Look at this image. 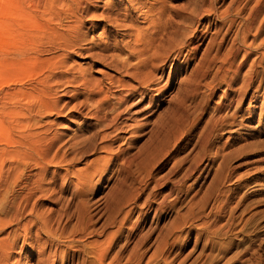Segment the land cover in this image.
<instances>
[{"label": "rangeland", "instance_id": "374dc122", "mask_svg": "<svg viewBox=\"0 0 264 264\" xmlns=\"http://www.w3.org/2000/svg\"><path fill=\"white\" fill-rule=\"evenodd\" d=\"M106 1L117 9L114 16H109ZM242 4L243 0H99L97 19L90 21L95 28L85 36L87 48L62 58L65 67L57 73L64 76L57 78L59 83L51 82L61 112L38 113V91L32 85L46 75L43 64L25 67L10 61L12 54L7 52L43 20L28 0H0V97L11 92L9 99L0 100V217L12 201L24 202V216L12 225L18 239L13 257L20 253L19 264H95L90 247L109 250L107 259L117 256L118 264H129V255L141 257L140 264H264V72L235 114L234 103L227 114L223 111L232 93L217 76L218 57L232 44L234 28L227 31V22L216 15ZM260 12L262 16L264 4ZM207 27L204 43L192 51L190 33L195 29L193 34L200 36ZM209 37L223 38L220 49L207 45ZM103 41L115 49L101 51ZM149 42L155 43L157 57L160 54L155 69L151 64L148 69L140 66L147 54L140 57L139 50ZM242 55L234 60V66H241L239 80L255 56ZM121 60L128 62L127 68ZM149 68L154 81L145 89L136 83ZM80 80H86V86ZM127 88L134 91L132 96ZM19 89L34 96L29 100L28 92L23 98L26 94ZM176 112L183 124L163 137L162 123ZM224 115L226 126L208 131L211 121ZM208 132L204 142L202 136ZM9 154L26 157L11 155L15 159L10 161ZM138 193L134 202L126 201ZM147 197L153 201L150 207ZM162 200L165 206L155 214Z\"/></svg>", "mask_w": 264, "mask_h": 264}, {"label": "bare ground", "instance_id": "6f19581e", "mask_svg": "<svg viewBox=\"0 0 264 264\" xmlns=\"http://www.w3.org/2000/svg\"><path fill=\"white\" fill-rule=\"evenodd\" d=\"M242 1V0H241ZM29 3H31L33 6H34V9L36 14L41 18V20L43 21H36V26L37 28L36 29H33L31 31H29L28 33H25L24 34V37H23V40L20 41L18 43V45L15 47L14 50L12 51H8L7 53L9 54H12V57H11V60L10 61H15V62H18L22 65L25 64V67L28 66V64H31V63H35V62H41L43 64L42 66V71L44 70V74H46L45 76L43 75L40 79H36L38 80L37 83L38 85H32V89L35 90V91H38V94L34 96V94L32 93L31 97L28 94L29 91L24 92L22 90L19 89V91H21V95L22 93L26 94L24 95L23 98H27L29 96V100L30 98L32 99V96L35 97L34 101H36V109L37 111H39L38 113H47V112H59V109L56 108L57 107V104L59 103V99L57 96V98H53L54 95L51 91V82L55 81V82H58L57 78L58 77H62L64 76L63 73H57V70H61L63 69V66L65 67L64 65V61H62V58L66 57L69 55V52H73V51H77V52H82L84 48H87V47H84V43L85 41L88 39H86L85 36H87L88 32L89 31H93V29L95 28V25L92 24V20H94L97 15H96V9L98 7L97 6V3L99 2V0H28ZM242 3V2H241ZM106 6H108L107 8H110L108 13H110L109 16H114L115 13H117V9L113 7L112 5V2L110 3V1H106ZM263 4H264V0H243V4H242V7L240 8H236L234 10H229L228 8L224 11H220V13L218 15H216L218 17V19L220 21H223V22H227V31H229L231 28H234V38H233V41H232V44L229 46V48L227 49V52H225V54L223 53L222 56H219L218 59L220 60V65L217 67L218 71H217V76H218V79H219V82L224 84L225 86H227V89L232 93L231 95L232 96H228V101L227 103H225L224 106H221L223 107V111H225L224 113H228V111L230 110V107L232 108L233 106V103L235 106L234 109L232 110V113L235 114L236 113V109L237 107H239L241 105V103L243 102L244 100V97L248 91V89L252 88L253 87V83L256 79L260 78V74L264 72V66L262 65L263 62H264V35L262 37H260V35L262 34V31L264 29V14L261 16L260 15V8L263 7ZM241 5V4H240ZM117 6V5H116ZM115 6V7H116ZM140 6V5H139ZM154 6V5H153ZM238 7V6H237ZM106 8V9H107ZM134 10V9H133ZM157 11V10H156ZM155 11V12H156ZM148 13V12H147ZM213 14H215L216 12L213 11L212 12ZM100 15V14H99ZM103 15V14H102ZM131 15V14H130ZM105 16H106V13H105ZM116 16V15H115ZM124 18L125 17H128L126 15L123 16ZM131 17V16H130ZM104 18V17H103ZM108 17H106L107 19ZM97 19V18H96ZM123 19V18H122ZM155 19V18H154ZM114 20V19H113ZM126 20V18H125ZM164 20V19H163ZM108 21V20H107ZM112 21V20H111ZM133 21V20H132ZM208 24L210 25V22L208 20ZM155 25V24H153ZM164 25V24H163ZM211 26V25H210ZM98 27V26H97ZM166 26H164L163 28H165ZM194 28V27H193ZM192 28V29H193ZM216 29V28H215ZM214 29V31H216ZM170 30V29H169ZM178 30V29H177ZM233 30V29H232ZM153 31V30H152ZM172 31V30H171ZM207 31H208V27L207 29L199 36V35H195L197 30H193V34L192 32L190 34L191 37H193V39L190 41V44L194 43L193 45H191V49L192 51L193 50H198L202 44L204 43L205 39H206V36H207ZM128 32V31H127ZM163 32V30H162ZM165 32V31H164ZM232 32V33H233ZM183 33V32H181ZM177 34V33H175ZM176 36V35H175ZM251 36V37H250ZM251 38V40H248V38ZM146 39V38H145ZM259 39V41H258ZM141 40V39H140ZM88 41V40H87ZM86 41V42H87ZM102 41V40H101ZM113 41V40H112ZM147 41V40H145ZM180 41V40H179ZM186 41V40H185ZM247 41H250V42H247ZM142 42V41H141ZM209 44H207L208 46L210 45V47H212V45H215L217 48L220 47V45L224 42L223 38H221L220 40H217L215 37L214 38H211L209 37V40H208ZM100 43V41H99ZM102 47L99 46V49L101 48V51L103 50H107L109 48H113L115 49V47H110V45L105 41L102 42ZM115 43V42H114ZM117 43V42H116ZM158 43V42H157ZM181 43V42H180ZM90 44V43H89ZM96 44V43H94ZM127 44V43H126ZM155 43L153 42H149V43H146L143 48H141L139 50V55L141 57V54H147L146 58L142 59L143 61H141L140 63L142 65L139 64H135L136 65V69L138 70V67L139 65L140 66H144L145 68H147L148 64H151V67L153 69L157 68L154 64L155 60L158 59L156 53L154 52V46ZM182 44V43H181ZM184 44V43H183ZM92 45V44H91ZM158 45V44H157ZM94 46V45H92ZM130 46V45H129ZM183 46V45H182ZM122 47V46H121ZM169 47V46H168ZM178 47V46H177ZM186 47V46H185ZM188 47V46H187ZM215 47V48H216ZM179 48V47H178ZM205 49V48H204ZM220 49V48H219ZM181 50V49H180ZM208 50V49H206ZM211 50V49H210ZM99 51V50H98ZM55 52H59V54H54ZM105 52V51H104ZM180 52V51H179ZM52 53V54H50ZM114 53V52H113ZM135 53V52H134ZM175 53V52H174ZM222 53V52H221ZM242 53L244 57H246V59L249 57V56H252L253 54L255 55L251 61L248 63V69L244 72V75L242 76L241 80H239V73H240V68L238 67H241V66H234V60L236 59V57ZM129 54V53H128ZM127 54V55H128ZM123 55V54H122ZM131 55V54H130ZM179 55V54H178ZM193 55V54H192ZM214 56V54H212ZM113 56V54H112ZM111 56V57H112ZM129 56V55H128ZM102 56L100 55V58ZM110 57V56H109ZM114 57V56H113ZM116 57V56H115ZM168 57V56H167ZM166 57V58H167ZM118 58V57H116ZM160 58V57H159ZM108 59V58H107ZM112 59V58H111ZM213 59V58H212ZM138 60V59H137ZM140 60V59H139ZM138 60V61H139ZM160 60H163L160 59ZM168 60V59H167ZM218 60V62H219ZM102 61V60H101ZM108 61V60H106ZM116 61V60H115ZM118 61V59H117ZM121 61H124L122 63V67L124 68H127L128 66V62H125L126 60H121ZM164 61V60H163ZM217 61V60H216ZM39 62V63H40ZM114 62V61H113ZM112 62V63H113ZM120 62V61H119ZM137 62V61H136ZM165 62V61H164ZM112 63H109V65H111ZM212 63V62H210ZM115 64V63H114ZM134 64V63H133ZM209 64V63H208ZM34 66H37V63L36 65ZM150 66V65H149ZM208 66V65H207ZM206 66V67H207ZM31 67V65H30ZM150 67V68H151ZM120 68V67H119ZM134 68V69H135ZM147 70L145 71L146 73H143V75H140L141 76V79L138 80V83L136 84H139V86H142V88H145V89H148L150 84L154 81V73L152 72H148V71H152V70ZM216 68V67H215ZM40 69V68H39ZM148 69V68H147ZM242 69V68H241ZM155 71V70H154ZM63 72V71H62ZM131 72V71H130ZM133 72V71H132ZM38 73V72H37ZM84 73V72H83ZM138 73V72H137ZM43 74V72H42ZM41 74V75H42ZM79 74V73H78ZM86 74V73H85ZM133 74V73H131ZM81 75V74H80ZM79 75V76H80ZM130 75V74H129ZM131 76V75H130ZM135 76L137 77V75L134 74V78ZM138 75V78L140 77ZM216 76V77H217ZM71 77V76H70ZM69 77V78H70ZM78 77V76H77ZM63 78V77H62ZM61 78V79H62ZM73 78L74 80V77H71V79ZM76 78V77H75ZM70 79V80H71ZM77 79V78H76ZM83 79V78H82ZM89 80V79H87ZM122 80V79H121ZM134 80V79H133ZM239 80V81H238ZM67 81V80H66ZM78 81V80H77ZM83 82V84L85 85L87 83V81L85 80V82L83 80H80ZM120 81V80H119ZM135 81V80H134ZM73 82V81H72ZM59 83V82H58ZM58 83H55L54 85L58 84ZM68 83V82H66ZM92 83V82H90ZM33 84V83H31ZM61 84V83H60ZM73 84V83H72ZM93 84V83H92ZM118 84V83H117ZM62 85V84H61ZM112 85V84H111ZM234 85H236L237 87H235ZM86 86V85H85ZM118 86V85H117ZM123 86V85H121ZM135 86V85H134ZM94 87V86H93ZM129 87V86H128ZM138 87V86H137ZM27 88V87H26ZM82 88V87H81ZM110 88V87H108ZM125 88V87H124ZM141 88V87H140ZM29 89V88H28ZM31 89V87H30ZM29 89V90H30ZM126 89V88H125ZM138 89V88H137ZM258 89H259V86H256V89L254 90L255 92H258ZM127 90L130 91V95L129 96H132L131 94L133 93L134 94V91L131 89V88H127ZM233 90V91H232ZM18 91V90H17ZM16 91V92H17ZM18 91V92H19ZM32 91V90H31ZM105 91V90H103ZM136 91V90H135ZM146 90H144L145 92ZM15 92V93H16ZM56 92V91H55ZM54 92V94H55ZM91 92V91H90ZM144 92L138 94V101H141L142 100V94H144ZM227 92V91H226ZM229 92V93H230ZM30 93V92H29ZM30 93V94H31ZM35 93V92H34ZM104 93V92H103ZM107 93V92H106ZM149 93V92H148ZM88 94V93H87ZM116 94V93H114ZM124 94V92H123ZM146 94V92H145ZM228 94V93H227ZM225 94V95H227ZM10 95H11V92H6L5 94H3V96L0 97V100L2 102H4L5 99H9L10 98ZM18 95V94H17ZM16 95V97H17ZM105 95V94H104ZM19 96V95H18ZM27 96V97H26ZM53 96V97H52ZM98 96V95H97ZM106 96V95H105ZM108 96V95H107ZM115 96V95H114ZM128 95L125 96L124 99L127 98ZM12 97V96H11ZM22 97H20L21 99ZM107 98V97H106ZM109 98V97H108ZM117 98V97H116ZM121 98V96H120ZM119 98V100H120ZM251 98H254L251 97ZM105 99V98H104ZM115 99V98H114ZM122 99V98H121ZM124 99H122L124 101ZM19 100V99H18ZM24 100V99H23ZM21 100V102L23 101ZM118 100V101H119ZM227 100V99H226ZM25 101V100H24ZM33 101V100H32ZM31 101V103H32ZM86 101V100H85ZM107 101V100H106ZM15 102V101H14ZM20 102V103H21ZM103 102V101H101ZM111 102V101H110ZM126 102V101H125ZM133 102V101H132ZM116 104V103H115ZM26 105V104H25ZM32 105H34L32 103ZM103 105V104H102ZM60 106V105H59ZM98 106H100L98 104ZM113 106V105H112ZM19 107V106H18ZM21 107V106H20ZM23 107V106H22ZM28 107V106H27ZM33 107V106H32ZM120 107V105H119ZM118 107V108H119ZM222 107H220L222 109ZM96 108V107H95ZM219 108V109H220ZM24 108H22L20 111H24L23 110ZM35 109V110H36ZM116 109V108H115ZM124 109H126V107H124ZM14 110V109H13ZM26 110V109H25ZM31 110V109H30ZM62 110V109H61ZM100 109H97L96 112H99ZM117 110V109H116ZM27 111H29L27 109ZM34 111V110H33ZM109 111V110H108ZM113 111V109H112ZM111 111V112H112ZM123 111V110H122ZM110 112V111H109ZM30 113V112H28ZM115 113V112H114ZM231 113V114H232ZM11 114V113H10ZM12 114H13V111H12ZM17 115L18 113H14L13 115ZM27 114V113H26ZM37 114V113H36ZM30 115V114H28ZM27 115V116H28ZM38 115V114H37ZM48 115V114H47ZM97 115V114H95ZM230 115V114H229ZM118 114L113 116L109 121H108V125H109V122H114V120L117 118ZM121 116V115H120ZM17 117V116H16ZM10 118H12L10 116ZM18 118V117H17ZM20 118V117H19ZM26 118H29V117H26ZM32 118V117H31ZM98 118V117H97ZM182 117L176 112L174 113L169 119L168 121L162 123V127L164 128V130L166 129V131H164V134H163V137L165 134H167V132L169 133V130H173L176 132L175 128L178 127V125L180 124H183L182 123ZM109 119V118H108ZM212 119V118H211ZM14 120V119H13ZM21 120V119H20ZM100 120V119H99ZM103 120V118H102ZM118 120V119H117ZM16 121V120H15ZM226 116L224 115L222 118H218L215 120H212V125L210 127V129L208 131H214L216 128L225 125L226 126ZM13 122V121H12ZM19 122V121H18ZM22 122V121H21ZM20 122V123H21ZM24 122V121H23ZM110 122V123H111ZM17 123V122H16ZM34 123V122H33ZM95 123V122H94ZM97 123V122H96ZM103 123V122H102ZM39 124V123H38ZM37 124V125H38ZM106 124V123H105ZM112 124V123H111ZM114 124V123H113ZM112 124V125H113ZM13 125V124H12ZM20 125V124H19ZM24 125V124H23ZM107 125V126H108ZM28 126V125H27ZM39 126V125H38ZM106 126V127H107ZM25 127V125H24ZM114 127V126H113ZM161 127V126H160ZM161 127V128H162ZM18 128V127H17ZM48 128V127H47ZM160 128V130H161ZM221 128V127H220ZM21 129V128H20ZM27 129V128H26ZM44 129V128H43ZM105 129V128H104ZM178 129V128H177ZM19 130V129H18ZM28 130V129H27ZM41 130V129H40ZM20 131V130H19ZM34 131V130H33ZM117 131V130H116ZM163 131V130H162ZM30 132V131H29ZM37 132V131H36ZM174 132V133H175ZM208 132L206 135H203L202 136V140H204V142H207L208 140V135H210L211 133ZM159 133V132H158ZM157 133V135H158ZM161 133V132H160ZM24 134V133H23ZM22 134V135H23ZM21 135V134H19ZM26 135V133H25ZM27 135L29 137V134H28V131H27ZM31 135V134H30ZM175 135V134H174ZM18 136V135H17ZM24 136V135H23ZM104 136V135H103ZM102 137V135H101ZM106 137V136H105ZM174 137V136H173ZM20 138V137H19ZM31 138V137H30ZM176 138V137H175ZM29 139V138H27ZM103 139V138H102ZM165 139L166 136H165ZM17 140V143L20 144V140L18 141ZM23 140V139H21ZM38 140V139H37ZM36 140V141H37ZM164 140V138L162 139V141ZM168 140L169 137H168ZM167 140V141H168ZM174 140V138H173ZM201 140V139H200ZM28 141V140H26ZM31 141V140H30ZM161 141V142H162ZM165 141V140H164ZM166 141V142H167ZM25 142V140H24ZM171 142V141H170ZM169 142V143H170ZM25 143H28V142H25ZM31 143V142H30ZM28 143L27 146L30 144ZM39 145L41 144L40 142H38ZM163 144V143H162ZM165 144V143H164ZM208 144V143H207ZM25 145V144H24ZM34 146V143L32 144ZM37 145V144H36ZM206 145V144H205ZM30 146V145H29ZM41 146V145H40ZM39 146V147H40ZM14 147V146H13ZM12 147V148H13ZM16 147V146H15ZM14 147V149H15ZM18 147V146H17ZM38 147V146H36ZM10 148V149H12ZM26 148V147H25ZM32 148H35L32 147ZM45 148V147H44ZM19 149V148H17ZM16 149V150H17ZM28 149V148H27ZM38 149V148H37ZM49 149V148H48ZM9 150V149H8ZM7 150V151H8ZM13 150V149H12ZM30 150V149H29ZM42 150V149H41ZM11 151V150H10ZM15 151V150H13ZM23 152V151H22ZM21 152V153H22ZM31 152V151H29ZM28 152V153H29ZM42 152V151H41ZM7 153V152H6ZM8 153H10L8 151ZM12 153V152H11ZM18 153V151H17ZM27 153V151L25 152ZM32 153H33V150H32ZM31 153V154H32ZM15 154V153H14ZM14 154H11V155H14ZM20 154V153H19ZM10 155V154H9ZM11 155L9 158H11ZM24 155V152L23 154ZM21 155V157H22ZM26 155V154H25ZM30 155V154H29ZM29 155L27 156L28 159L30 158ZM14 156H18L20 157V155H14ZM41 156V155H40ZM16 157V159L18 158ZM20 157V158H21ZM24 158L26 156H23ZM22 157V159H23ZM1 158V156H0ZM18 158V159H20ZM42 158V157H40ZM12 159H15V158H11L10 161ZM17 159V160H18ZM21 160V159H20ZM24 160V159H23ZM26 160V159H25ZM20 162V161H19ZM43 162V161H42ZM1 163V162H0ZM12 163V162H11ZM2 164V163H1ZM0 164V165H1ZM20 164V163H19ZM33 164V163H32ZM43 164V163H41ZM11 165V164H10ZM13 165V164H12ZM16 165L17 169L19 168V166L17 164H14ZM21 165V164H20ZM197 166V164L195 165ZM10 168V166H9ZM15 167H13L14 169ZM12 169V170H13ZM7 171L8 168H7ZM40 171V170H39ZM201 171V170H200ZM150 172V171H149ZM4 173V172H3ZM15 173H18V171ZM11 175V173H8ZM38 175V173H35ZM43 174V172H42ZM150 174V173H149ZM2 175V174H1ZM5 175V174H4ZM7 175V174H6ZM5 175V176H6ZM13 175V173H12ZM4 179H7V178H4V176L2 175L1 176ZM7 177V176H6ZM38 177V176H37ZM10 178V177H9ZM14 178V176H13ZM12 176H11V179H13ZM16 178V177H15ZM19 178V177H18ZM36 177H34V180H35ZM39 178V177H38ZM40 178H41V175H40ZM1 179V178H0ZM20 179V178H19ZM8 180V179H7ZM41 180V179H40ZM79 181H81L80 179H78ZM12 181V180H11ZM16 181V179H15ZM17 182V181H16ZM26 182V181H25ZM37 184V180L35 181ZM41 182V181H40ZM4 185H5V181H3ZM23 183V182H22ZM31 183V182H30ZM79 183V182H78ZM28 184V183H27ZM26 184V185H27ZM35 184V183H34ZM40 185V184H39ZM0 186H1V180H0ZM29 186V185H28ZM31 186V185H30ZM32 186H34L32 184ZM40 189L42 188V185H40ZM28 187H26L27 189ZM34 188V187H33ZM39 188V187H38ZM2 189V188H1ZM31 190V189H30ZM35 190V189H34ZM39 190V189H38ZM33 191V190H32ZM25 192V191H24ZM27 192H25L26 194ZM24 194V193H23ZM28 194V193H27ZM26 194V195H27ZM35 194V193H34ZM22 196V194H19ZM25 195V196H26ZM139 195V196H138ZM178 195V194H177ZM176 195V196H177ZM14 196V195H13ZM16 196V195H15ZM14 196V197H15ZM18 196V195H17ZM141 194H137L136 196L132 197L130 196L128 200H126L127 202H134V200L137 198V197H140ZM155 196V195H154ZM12 197V196H11ZM13 197V198H14ZM20 197V196H19ZM7 198V197H6ZM10 198V197H9ZM32 198V196H31ZM34 198V197H33ZM155 198V197H154ZM179 198V197H178ZM11 199V198H10ZM15 199H17L15 197ZM27 199V198H25ZM152 199V198H151ZM2 200V199H1ZM167 200V199H166ZM3 201V200H2ZM12 201V200H11ZM10 201V202H11ZM26 201V200H25ZM30 202V201H29ZM146 204H149V207L151 205V202L150 199L147 197L146 198ZM21 203V204H20ZM23 203L24 202H21L19 201H12L10 203V206H9V209L7 212H5L4 216L3 217H0V235L8 229V228H11V230L9 229V231L7 230L5 233V236L1 237L0 238V264H19V260H21L20 258V253L18 255V257L14 258L13 257V249H14V245H15V242L16 240V234H14V232L12 233V225H15L17 222L22 216H24L23 214L25 213V209L24 206H23ZM36 203V202H35ZM163 203V200L159 202V204L157 205V207L154 209L155 211V214L159 213V211H162L161 209L164 208L165 205H162ZM20 205V206H19ZM31 205V203H30ZM173 205V204H172ZM3 206V205H2ZM34 206V204H33ZM29 207V206H28ZM135 207V206H134ZM148 207V208H149ZM3 208V207H2ZM30 210H31V206L29 207ZM167 208V207H165ZM130 209L133 211V209L130 207ZM2 210V209H1ZM130 210V212H131ZM29 212V211H28ZM34 212V211H33ZM30 213V212H29ZM161 213V212H160ZM28 214V213H27ZM36 214V213H35ZM34 214V215H35ZM38 214V213H37ZM29 215V214H28ZM32 215V214H31ZM26 216V215H25ZM36 216V215H35ZM39 216V215H38ZM130 216V215H129ZM156 216V215H155ZM34 217V216H33ZM40 217V216H39ZM24 218V217H23ZM36 218V217H35ZM45 218H48V217H45ZM50 218V217H49ZM90 218V217H89ZM29 219V217H28ZM27 219V220H28ZM32 219V218H31ZM31 219L29 221H31ZM41 219H44V217H42ZM189 219V218H188ZM199 219V218H198ZM22 220V219H21ZM48 220V219H47ZM26 222V220H25ZM23 222V223H25ZM34 222V221H33ZM15 223V224H14ZM19 223V222H18ZM30 223V222H29ZM32 223V221H31ZM30 223V224H31ZM38 223V222H37ZM50 223V222H49ZM22 224V223H21ZM39 224V223H38ZM47 224V221L46 223ZM29 227L31 225L27 224ZM34 225V224H33ZM51 225V224H50ZM49 225V226H50ZM86 225V224H84ZM16 226V225H15ZM18 226V224H17ZM24 226V225H23ZM27 226V227H28ZM38 226V225H37ZM42 226V225H41ZM46 227H48L46 225ZM26 228V227H25ZM31 228V227H30ZM41 228V227H40ZM52 228V227H51ZM14 229V228H13ZM19 229V228H18ZM77 229V228H76ZM84 229V228H83ZM15 230V229H14ZM20 230V229H19ZM26 230V229H25ZM50 230V229H49ZM31 231V229H30ZM35 231V230H34ZM52 230H50L51 232ZM119 231V230H118ZM17 232V230H16ZM19 232V231H18ZM24 232V231H23ZM46 232V230H45ZM56 232V231H55ZM22 233V232H21ZM26 233V232H25ZM30 233V232H29ZM48 233V232H47ZM117 233V232H116ZM23 234V233H22ZM27 234V233H26ZM51 234V233H50ZM53 234V233H52ZM25 235V234H23ZM54 235V234H53ZM56 235V234H55ZM21 236V235H20ZM18 236V237H20ZM24 237V236H22ZM51 237V236H50ZM54 237V236H52ZM51 237V238H52ZM60 237V236H59ZM57 238V237H56ZM50 239V238H49ZM59 239V238H58ZM173 240V239H172ZM23 241V240H22ZM26 241V240H25ZM57 241V240H56ZM93 241V240H92ZM92 241H90L89 243H91ZM19 242V241H18ZM110 242V241H108ZM104 243V242H103ZM102 243V244H103ZM166 243V242H165ZM170 243V242H169ZM94 245L96 243H93ZM98 244V243H97ZM111 244V242H110ZM173 244V242H172ZM109 245V244H108ZM42 246V245H41ZM85 246V245H84ZM90 246V245H89ZM100 247V245H99ZM107 248V246H105ZM104 247V249H105ZM78 248V247H77ZM85 248V247H84ZM91 248V252L92 253V256L94 257V263L95 264H118V260L117 259V256L115 258L111 257L109 258V260L107 259V251L109 250H106L103 251V250H96V247L94 249V247H90ZM101 248V247H100ZM161 248V246H160ZM16 249V248H15ZM167 249V248H165ZM81 250V249H79ZM40 251V250H39ZM43 251V250H42ZM41 251V252H42ZM86 251V252H87ZM164 251V250H163ZM110 252V251H109ZM136 253V252H134ZM156 253V252H155ZM74 255V253H73ZM129 255V254H128ZM142 255V254H140ZM89 256V255H88ZM154 256V255H153ZM90 257V256H89ZM110 257V256H109ZM129 259L127 261V263L129 264H140V261H141V257H131L129 255ZM24 258V257H23ZM26 258V257H25ZM128 258V256H127ZM149 258V257H148ZM143 259V258H142ZM159 259V258H158ZM162 259V258H161ZM167 259V258H165ZM161 262V261H160ZM166 263V262H165ZM164 263V264H165Z\"/></svg>", "mask_w": 264, "mask_h": 264}]
</instances>
